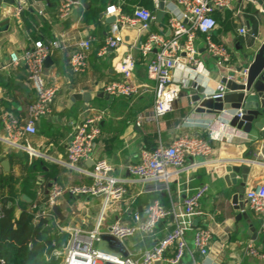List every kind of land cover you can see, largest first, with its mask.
<instances>
[{
	"label": "crops",
	"instance_id": "1",
	"mask_svg": "<svg viewBox=\"0 0 264 264\" xmlns=\"http://www.w3.org/2000/svg\"><path fill=\"white\" fill-rule=\"evenodd\" d=\"M165 1L167 4L173 2ZM29 2L31 7L41 6L44 10V15H40L39 11L25 9L33 15L35 22L29 20L27 24L24 18L26 11L19 15L16 7L11 8L13 10L9 14L2 13L0 16V117L8 112L24 123L28 107L35 96L25 66L12 68L10 54L13 51L22 53L38 40L46 43L61 41L63 44L62 49L55 51L49 57L51 60L47 62L48 58L44 65L47 84L59 89L53 104V113L40 122L36 135L28 137L30 145L49 158L36 159L40 166L36 174L37 182L32 190H37L40 185L47 193L53 184L77 186L92 182L84 176L70 172L58 162L66 160L68 145L82 119L91 112L105 111L106 115L100 124L102 134L96 142L92 159L82 166L92 168L99 161H108L113 167L112 176L120 179L128 191L125 202L114 204L106 212V225L117 220L131 223L133 220L130 214L135 211L144 217L145 209L152 202L151 197H154L171 212L157 229V238H163L174 229V212L179 214L183 211L186 196L196 188L208 184L210 190L201 201L199 213L184 220L192 225L187 236L190 251L196 260L202 264H264V260L252 259L246 254V246L251 242L264 253L260 219L250 211L246 200L249 190L264 183V125L262 128L256 126L264 120V112L252 124L242 129L231 126L232 117L237 111L235 109L219 114L197 113L188 101V89L196 83L184 80L182 69H177L173 76L183 85V89L174 105L175 109L162 119L153 120L149 116L155 102V83L148 78V61L142 58L138 50L147 34L132 28H121L123 44L116 50L108 51L106 55H101L100 52L106 39L113 34L112 19L115 17L105 14L107 7L116 5L128 15L133 14L136 8L143 7L156 16L160 5L152 0H103L104 13L100 14L96 22L87 24L84 16L90 6L83 1V7L76 8L66 20H59L56 16L57 0ZM214 15L218 27L213 39L226 44L234 53L231 68L236 72L250 68L257 51L264 43V8L255 1L237 0L230 9ZM168 18L166 11L162 22L155 20L151 31L170 36ZM242 26H246L258 39L252 38V35L246 38L240 36L238 29ZM88 39L92 43L89 67L85 73L77 75L71 69V56L81 51L80 43ZM197 46L199 59L204 66V79L202 83L199 81L198 86L204 87L206 95L211 96L219 91L223 79L234 75V72L217 68L215 59L206 50L203 35H199ZM130 52L134 53L136 59L131 82L140 88L139 93L131 98L111 97L105 93L104 86L122 80L118 64ZM153 55L154 53L151 57ZM243 78L238 73L234 79L240 81ZM78 94H88L89 100L75 99L74 96ZM1 123L0 121V138L6 139L7 134ZM180 134L199 136L210 143L213 155L205 166L190 168L193 161L189 159L186 168L163 187L144 183L129 174L128 168L139 164L142 149L152 146L157 148L160 144L168 145ZM6 161L10 164L8 173L2 166ZM30 165L26 152L0 141V176L10 175L14 179L13 191L20 198L26 195L23 192V181ZM220 165L250 167L246 192L244 199L239 202V210L233 204L235 187L228 188L215 171ZM237 180L241 182V176ZM103 201L102 198H76L65 194L57 205L65 219L60 220L57 217L58 224L84 231L93 230L101 214ZM39 202L44 204L45 198ZM32 204L33 201L30 205ZM20 214L21 208L16 204L15 216L18 218ZM202 227L211 228L215 232L208 257L194 253V234L197 228ZM151 240L139 235L123 244L128 252L133 253L138 249H149ZM191 260L188 253L183 264H188Z\"/></svg>",
	"mask_w": 264,
	"mask_h": 264
},
{
	"label": "built area",
	"instance_id": "2",
	"mask_svg": "<svg viewBox=\"0 0 264 264\" xmlns=\"http://www.w3.org/2000/svg\"><path fill=\"white\" fill-rule=\"evenodd\" d=\"M45 1L48 0H42V2ZM152 1L160 5L161 0ZM235 1L237 0H173L170 4L165 1V14L166 11L169 14L170 36L151 31L156 16L148 9L138 7L133 14L128 15L116 5L107 7L105 14L114 16L116 20L112 25L113 34L106 39L105 46L100 52L101 55H106L108 51L116 50L123 44L121 28H132L147 34V38L139 45L138 50L142 58L148 61V78L155 83V102L149 118L162 119L175 109L174 105L179 100L183 89V85L173 76L177 69H182L184 80H192L197 86L199 81L203 82L204 66L199 59L200 52L197 46L199 35L205 37L206 50L215 59L217 68L234 72V75L228 77L229 79H234L238 73L247 77L249 68L240 72L232 69L230 63L234 53L226 44L213 39L218 27L214 14L230 9ZM246 1L254 2V0ZM83 5L81 0H57L56 16L59 20H66L76 8L83 7ZM25 9L22 5L16 7L19 15L26 11ZM39 14L44 15V10H41ZM238 33L245 38L252 35V38L258 39L256 35L250 33L246 26L239 28ZM91 46V39L84 40L80 43L82 50L71 56L73 73L79 75L87 71ZM62 47L61 41L46 43L38 40L24 52L13 51L10 54L12 68L25 66L35 96L28 107L24 123L12 113L4 112L1 115L0 121L7 135L6 139L0 138V141L26 152L30 164L37 158H48L30 145L28 137L36 135L40 122L53 113V104L59 94V89L47 84L44 65L46 60ZM118 69L122 80L105 85V93L111 97L126 98L137 95L140 88L131 82L136 69L133 52L120 61ZM226 94L227 89L224 84H221L219 91L210 97L220 100ZM242 111L237 110L232 120L235 116L241 119ZM105 115V111H94L85 116L72 135L66 160L58 162L70 172L84 176L92 182L77 186L53 184L47 193L40 185L37 187V199L40 201L45 198V203L40 208L38 202L32 204L30 211L38 210L36 221L42 218H54L59 235L70 237L64 248L54 251L53 255L61 260V264H183L186 255L190 253L192 260L188 264H202L190 251L187 235L192 225L184 220L199 213L201 201L210 190L208 184L196 188L186 196L183 211L179 214L174 212L176 221L174 229L163 238H157V229L160 223L171 215V212L159 200H154L148 205L144 217L135 211L130 214L133 220L131 223L117 220L111 225H106V212L114 204L125 202L128 191L120 179L112 176L113 167L108 161H99L92 168L82 166L83 163L92 159L96 142L102 134L100 124ZM212 155L213 147L203 138L180 134L168 145L160 144L152 150L142 149L139 164L130 166L128 171L132 177L144 183H154L163 187L186 168L189 159L193 161L189 167L198 168V166H205ZM65 194L76 198L89 197L104 200L101 214L93 230L84 231L58 224L53 208L58 205V201ZM246 200L250 211L260 219V234L264 236V183L249 190L246 193ZM214 234L211 228H197L193 238L194 253L208 257ZM103 235H111L122 243L144 235L152 239V245L149 249L129 252V256L125 258L112 250L105 251L97 248L98 244L105 243L102 240ZM221 247L223 248L224 245ZM246 254L252 259L264 260V253L257 248L254 242L247 244ZM1 262L4 263L3 260Z\"/></svg>",
	"mask_w": 264,
	"mask_h": 264
},
{
	"label": "water",
	"instance_id": "3",
	"mask_svg": "<svg viewBox=\"0 0 264 264\" xmlns=\"http://www.w3.org/2000/svg\"><path fill=\"white\" fill-rule=\"evenodd\" d=\"M254 1L264 8V0ZM18 5H22L24 8L31 11L36 10L40 12L42 10L41 6L31 7L29 0H0V16L2 13L9 14L11 10H13L11 8L17 7ZM164 17L165 0H161L160 9L156 14V21L161 23ZM112 20L115 22L116 19L113 18ZM256 54L257 55H255L254 61L249 68L247 77H244L240 81L229 78L223 79L222 84H224L227 89V94L223 99L214 100L206 95V89L204 87L192 84L188 89V101L193 107H195V111L200 114H219L230 109L243 110V117L239 119L238 116H235L231 121V126L237 127V129H242L245 126L247 127V125L252 124L254 120L264 112V44ZM50 60L51 59L49 58L47 62ZM74 98L77 100L83 99L88 101L89 95L78 94L75 95ZM263 125L264 120H261L256 126L262 128ZM2 166L7 173L10 171V164L8 161L4 162ZM215 171L218 176L225 181L228 188L235 187L236 195L233 198V204L239 210V202L244 199L246 192L250 167L246 165L240 167L220 165L215 168ZM239 176H241V182H238L237 180ZM21 198L26 204L32 203V200L28 198L27 195H23ZM53 211L60 220L65 219L58 206L54 207ZM102 240L108 245L110 250L121 254L125 258L129 256L126 246L117 238H114L111 235H103Z\"/></svg>",
	"mask_w": 264,
	"mask_h": 264
},
{
	"label": "trees",
	"instance_id": "4",
	"mask_svg": "<svg viewBox=\"0 0 264 264\" xmlns=\"http://www.w3.org/2000/svg\"><path fill=\"white\" fill-rule=\"evenodd\" d=\"M81 1L90 6L84 16L87 24L96 22L100 14L104 13L103 0ZM24 18L27 24L29 20L35 22L33 15L27 11ZM154 148L147 147V150ZM39 166L36 160L30 165L23 181V192L33 203L38 202L40 208L43 204L38 201L36 190H32L37 182ZM13 183L14 179L10 175L0 176V264H61V260L53 255L54 251L62 250L70 237L59 235L54 218L36 221L38 210L30 211L32 205L24 203L20 195L13 191ZM151 198L152 202L156 200ZM16 203L21 208L18 218L15 216Z\"/></svg>",
	"mask_w": 264,
	"mask_h": 264
},
{
	"label": "rangeland",
	"instance_id": "5",
	"mask_svg": "<svg viewBox=\"0 0 264 264\" xmlns=\"http://www.w3.org/2000/svg\"><path fill=\"white\" fill-rule=\"evenodd\" d=\"M97 248L100 249V250H107V246L104 243L98 244Z\"/></svg>",
	"mask_w": 264,
	"mask_h": 264
}]
</instances>
